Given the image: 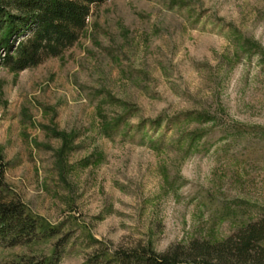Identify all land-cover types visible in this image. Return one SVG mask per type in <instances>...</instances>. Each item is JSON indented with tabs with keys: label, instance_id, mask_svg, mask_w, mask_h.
Segmentation results:
<instances>
[{
	"label": "rangeland",
	"instance_id": "obj_1",
	"mask_svg": "<svg viewBox=\"0 0 264 264\" xmlns=\"http://www.w3.org/2000/svg\"><path fill=\"white\" fill-rule=\"evenodd\" d=\"M0 157L4 195L57 229L0 239V262L86 264L139 244L164 253L257 221L264 0L91 5L61 56L0 66Z\"/></svg>",
	"mask_w": 264,
	"mask_h": 264
},
{
	"label": "trees",
	"instance_id": "obj_2",
	"mask_svg": "<svg viewBox=\"0 0 264 264\" xmlns=\"http://www.w3.org/2000/svg\"><path fill=\"white\" fill-rule=\"evenodd\" d=\"M104 1L0 0V66L23 71L61 56L80 38L90 6ZM15 41L18 46L13 49ZM4 186L1 171V240L17 246L57 234V229L33 215L21 201L6 197ZM0 264H56V260L21 256ZM86 264H264V213L221 242L195 240L189 245H174L164 253L144 244L116 251L101 248Z\"/></svg>",
	"mask_w": 264,
	"mask_h": 264
}]
</instances>
